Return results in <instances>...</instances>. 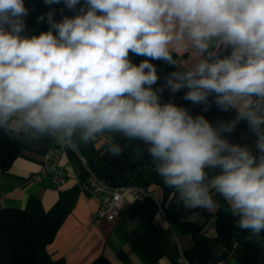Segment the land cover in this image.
Segmentation results:
<instances>
[{
  "label": "clouds",
  "instance_id": "obj_1",
  "mask_svg": "<svg viewBox=\"0 0 264 264\" xmlns=\"http://www.w3.org/2000/svg\"><path fill=\"white\" fill-rule=\"evenodd\" d=\"M51 10L25 35V0H0V127L14 124L84 143L120 132L147 144L164 183L186 208L224 198L241 230L264 232V0H43ZM59 8L61 19H55ZM65 10L73 15H65ZM223 49V51H221ZM192 53L164 83L151 61L175 66L174 51ZM131 57H142L134 63ZM208 113L235 116L214 125L165 90ZM241 122L257 137L256 156L230 143ZM110 153L120 154L118 146ZM206 169L218 170L208 183Z\"/></svg>",
  "mask_w": 264,
  "mask_h": 264
},
{
  "label": "crops",
  "instance_id": "obj_2",
  "mask_svg": "<svg viewBox=\"0 0 264 264\" xmlns=\"http://www.w3.org/2000/svg\"><path fill=\"white\" fill-rule=\"evenodd\" d=\"M223 51V49H221ZM177 61L172 66L184 71L194 59L192 53L174 51ZM171 73L163 70L164 77ZM9 129L16 130L14 124ZM73 146L64 138L44 135L33 138L24 133L22 149L13 164L0 174V211L18 209L38 220L50 219L56 235L48 246L54 260L65 264H93L105 257L110 264H180L179 259L195 264H248L243 252L236 254L219 240L217 214H231L228 203L210 188L214 206L186 208L174 188L150 185L152 196L137 202L126 192L120 215L113 221H95L99 201L85 180L87 155L103 169L110 155L109 148L121 151L132 142L120 132L97 134L94 141L84 143L75 135ZM138 152V158L148 154V145ZM75 146L78 148L76 149ZM62 148L56 163L65 168L67 177L63 186L50 180L43 184L31 183L29 178L42 167L46 154ZM208 183L218 170L206 169ZM161 208L165 216H160Z\"/></svg>",
  "mask_w": 264,
  "mask_h": 264
},
{
  "label": "trees",
  "instance_id": "obj_3",
  "mask_svg": "<svg viewBox=\"0 0 264 264\" xmlns=\"http://www.w3.org/2000/svg\"><path fill=\"white\" fill-rule=\"evenodd\" d=\"M25 6L30 9V12L25 18L28 31L24 34L30 36L47 30V24L37 23V17L50 11L51 8L45 6L43 0H25ZM51 7L57 9L55 19L59 21L62 18L59 14V8L63 7V5H53ZM64 14L73 15L72 12L67 10H65ZM142 59V57H134V63H139ZM151 62L156 66L157 73L161 78L157 85L154 86V88H158L164 83L163 70L168 69L173 72L176 69L163 61ZM184 91L187 90L185 89L173 95L166 89L161 94V102L173 101L178 106L187 108L194 116L205 115L214 125L219 120L227 122L235 116V111L225 113L217 110L215 106L210 112L203 113L200 107L183 100ZM23 138V131L19 133L12 129L5 131L3 127H0V169H8L19 156ZM225 138L230 143L249 147L256 156L260 155L259 150L256 148L257 137L249 131L246 122H241L235 132ZM72 141L73 143L76 142L75 136L72 137ZM144 147L145 145L139 143V141H134L126 149L122 150L120 154L110 153L103 169L97 167L87 155L85 156L90 167L95 169L111 185L143 184L149 187L155 184L165 186L163 178L156 172L152 158L147 154L138 158L139 150ZM145 167L147 171L142 180H130L134 172ZM239 219V216H233L222 211L218 212L219 240L230 249H234L230 245V241L237 237V243L242 247V252L248 264H258L259 250L256 244L252 243V236L249 230H242L241 233H238L237 221ZM55 235V226L48 218L38 220L23 210L2 209L0 211V264H65L63 259L54 260L48 252V246ZM260 235L264 243V232ZM93 264H110V262L105 257H101Z\"/></svg>",
  "mask_w": 264,
  "mask_h": 264
},
{
  "label": "built area",
  "instance_id": "obj_4",
  "mask_svg": "<svg viewBox=\"0 0 264 264\" xmlns=\"http://www.w3.org/2000/svg\"><path fill=\"white\" fill-rule=\"evenodd\" d=\"M65 142L67 145L73 146L72 138L66 139ZM75 148L78 147L75 146ZM61 150L62 148H54L46 154L41 169L29 178L31 183L43 184L45 181L50 180L56 186L65 185L66 170L56 163V157ZM82 160L86 164L85 180L99 201V210L95 216L96 222L115 220L121 213L126 192H129L137 202H143L153 194L149 187L143 184L111 185L95 169L90 167L86 156H82ZM2 171L0 169V174ZM160 216H165L163 208L160 210ZM179 263L195 264L183 257L179 259Z\"/></svg>",
  "mask_w": 264,
  "mask_h": 264
},
{
  "label": "water",
  "instance_id": "obj_5",
  "mask_svg": "<svg viewBox=\"0 0 264 264\" xmlns=\"http://www.w3.org/2000/svg\"><path fill=\"white\" fill-rule=\"evenodd\" d=\"M134 62V57H131ZM230 142V141H229ZM242 230L238 227V233H241ZM252 243L256 244L257 249L259 250V259L258 264H264V243L261 235L259 237H252ZM230 245L234 247V252L239 254L242 252V247L237 243V237H234L232 241H230Z\"/></svg>",
  "mask_w": 264,
  "mask_h": 264
},
{
  "label": "rangeland",
  "instance_id": "obj_6",
  "mask_svg": "<svg viewBox=\"0 0 264 264\" xmlns=\"http://www.w3.org/2000/svg\"><path fill=\"white\" fill-rule=\"evenodd\" d=\"M147 168L138 169L134 172V175L130 178V180H142L146 174Z\"/></svg>",
  "mask_w": 264,
  "mask_h": 264
}]
</instances>
